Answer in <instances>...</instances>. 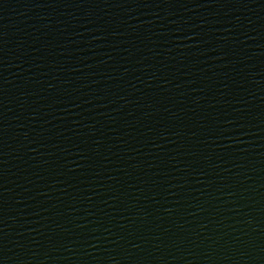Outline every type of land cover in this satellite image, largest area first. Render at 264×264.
Here are the masks:
<instances>
[{
  "label": "water",
  "instance_id": "95a60500",
  "mask_svg": "<svg viewBox=\"0 0 264 264\" xmlns=\"http://www.w3.org/2000/svg\"><path fill=\"white\" fill-rule=\"evenodd\" d=\"M0 264H264V0H0Z\"/></svg>",
  "mask_w": 264,
  "mask_h": 264
}]
</instances>
